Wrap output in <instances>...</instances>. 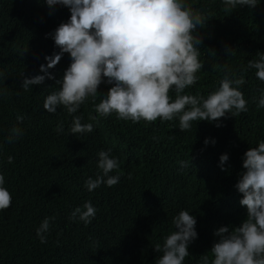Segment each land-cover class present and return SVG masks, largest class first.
Masks as SVG:
<instances>
[{"label": "trees", "instance_id": "16d2710c", "mask_svg": "<svg viewBox=\"0 0 264 264\" xmlns=\"http://www.w3.org/2000/svg\"><path fill=\"white\" fill-rule=\"evenodd\" d=\"M183 2L206 18L205 25L196 30L201 39L198 50L203 67L196 74L197 82L184 94L206 98L219 88L223 66L227 65L230 78L242 76L245 80L239 89L248 108L247 112L227 114L219 121L193 122L192 129L186 131L179 128L178 118L133 122L117 119L115 113L99 116L95 106L111 87L107 83L98 87L94 101L89 97L76 113L69 114L60 105L55 113H49L43 101L50 92L59 90L56 81L63 78L71 63L70 55L64 53L48 69L53 79L45 77L28 90L21 84L24 76L44 75L40 65L47 64L45 56L59 51L46 34L68 21L69 8H50L45 0H0V167L6 179H18L25 191L9 184L13 200L2 213L0 232L10 243L0 246V264L38 246L49 250L50 259H56L57 264H63L65 252L70 264H111L88 256L71 237L62 249H56L59 239L55 230L45 234V243H39L34 235L51 209L48 206H54L49 205L50 200L53 202L59 191L70 184L80 187L89 177L102 175L97 167L102 150H110V157L119 161V168L109 175L120 173L116 185L102 183L98 187L111 218L108 235L117 242L136 246L123 250L124 264H155L161 253L154 250V226L158 222L157 234L169 235L175 230L172 218L182 209L195 217L198 234L188 245L189 256L183 264H202L205 255L211 261V248L219 240L215 230L237 227L246 218V206L240 204L243 194L235 185L246 171L245 151L264 141V107H257L264 81L248 67L249 60L264 54V0H258L255 7L238 5L230 12L224 11L223 0ZM3 68L14 75L2 76ZM169 95L175 99L174 90ZM18 115H23L22 122L17 121ZM73 116H81L82 124L94 123V131L70 133ZM90 117H96V121ZM61 124L64 130L58 133L56 128ZM13 128H19L22 135L9 142ZM224 153L229 159L222 170L219 157ZM181 161L187 166L182 167ZM77 194L66 196L57 206L68 207ZM59 216L60 212H51L49 217H54L56 223L50 220L49 224L66 226Z\"/></svg>", "mask_w": 264, "mask_h": 264}, {"label": "clouds", "instance_id": "9594fccd", "mask_svg": "<svg viewBox=\"0 0 264 264\" xmlns=\"http://www.w3.org/2000/svg\"><path fill=\"white\" fill-rule=\"evenodd\" d=\"M51 8L61 5L69 8L70 17L62 22L50 35L58 52L45 56L47 64L40 65L44 75L24 76L22 88L53 79L48 69L53 68L64 53L71 57V63L63 78L57 80L59 90L50 92L43 101L49 113H55L58 105L64 106L69 114L76 113L89 97L95 100L98 87L102 83L111 85L103 99L96 104V112L101 117L115 113L117 119L139 122L179 120L181 131L191 130L192 123L200 120L219 121L227 114L237 116L247 112V101L239 86L244 78H230V70L223 66L224 75L219 88L205 98L199 94H184V90L194 85L203 65L199 59L201 39L196 32L203 27L206 18L196 14L183 0H45ZM224 11L230 12L240 6L255 7L258 0H223ZM249 68L256 70V77L264 81V54L257 60H249ZM14 75L9 68L2 69V76ZM234 73L232 76L234 77ZM233 85H236L234 87ZM174 90L175 99L169 93ZM255 99V98H254ZM264 107V93L257 102ZM23 115L17 116L22 122ZM94 122L96 117H90ZM81 116H73L70 133L84 134L94 131V123H81ZM220 126L219 123L216 125ZM58 125L56 131L63 132ZM22 135L19 128L12 129L9 142ZM209 140L206 138L204 143ZM215 142L214 140L212 141ZM1 150V149H0ZM97 167L102 175L89 177L85 185H68L50 200L46 216L35 229V238L45 243V234L55 230L62 249L72 238L75 246L88 256L100 262L124 264V249L135 248L134 244H123L109 237L111 218L102 204V183L111 187L119 183L120 173L109 175L119 168L116 157H110V150L98 153ZM12 157H8L9 163ZM229 159L226 153L219 157L223 170ZM181 166L187 162L181 161ZM243 168L235 187L243 194L240 204L246 206L247 215L234 228L221 226L215 230L219 240L211 248L213 259L202 257V264H264V141L247 149L243 156ZM0 167V219L2 213L12 205L13 189L9 184H17L18 179L5 178ZM130 178V176H129ZM22 188V187H21ZM82 188V189H81ZM25 194L24 188L21 189ZM78 192L68 209L57 206L66 196ZM13 193V194H12ZM60 212L62 224L53 223L51 212ZM175 230L169 235L157 234L159 223L154 226V250L161 253L155 264H183L189 256L188 245L197 238L196 219L188 210H180L172 218ZM40 238V240L38 239ZM71 237V238H70ZM0 232V246L10 243ZM163 241V243H159ZM66 248V245H65ZM65 252V251H64ZM51 252L42 246L32 248L23 255L5 261L4 264H57L50 259ZM63 264H70L67 254Z\"/></svg>", "mask_w": 264, "mask_h": 264}]
</instances>
